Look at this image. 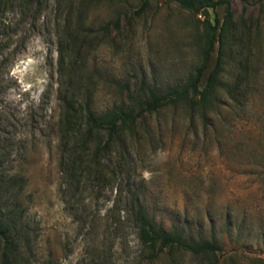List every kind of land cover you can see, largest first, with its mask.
I'll return each mask as SVG.
<instances>
[{"label":"rangeland","instance_id":"obj_1","mask_svg":"<svg viewBox=\"0 0 264 264\" xmlns=\"http://www.w3.org/2000/svg\"><path fill=\"white\" fill-rule=\"evenodd\" d=\"M72 1L66 32L54 0L38 14L13 7L0 16L8 26L0 27V174L24 179L18 200L30 245L23 264H208L205 254L181 248L149 259L123 218L128 185L164 228L218 244L220 264H264V0H231L223 86L206 119L161 110L139 128L130 181L119 176L79 194L59 171V36L80 31L66 53L68 67L77 66L62 82L66 88L73 78L101 112L142 83L158 91L186 81L201 61L203 16L161 1L139 15V0ZM216 13L222 17V8L209 9L212 20ZM237 76L243 94L232 99L227 90ZM117 200L120 210L110 212Z\"/></svg>","mask_w":264,"mask_h":264},{"label":"trees","instance_id":"obj_2","mask_svg":"<svg viewBox=\"0 0 264 264\" xmlns=\"http://www.w3.org/2000/svg\"><path fill=\"white\" fill-rule=\"evenodd\" d=\"M47 1L0 0V16L13 7H17L20 14L29 11L38 14ZM152 1L176 3L203 16L200 64L186 81L165 90L146 88L142 83L139 91L126 94V101L99 112L92 106L90 95H83L73 78L70 77L66 88L62 82L65 73L71 74L73 67L77 66L76 60L68 67L66 53L80 31H70L68 40L62 36L58 38L56 72L62 102L57 122L59 171L75 193H82L88 185L101 190L112 185L119 176H126L130 181L134 169L131 153L135 140L141 134L139 128L144 126L147 129L148 119L153 115L173 107L198 112L200 117L206 119L208 111L219 102L217 95L223 86L225 48L233 24L231 0H139L136 13L144 12ZM54 2L62 15L59 25L66 32L68 28H73L74 3L72 0ZM217 8H222L223 16L216 13L212 20L209 9L216 11ZM114 24L117 25V21ZM1 25L2 28L8 27L0 22ZM2 48L0 45V55ZM1 58L0 63H4L6 58ZM243 79L237 76L233 87L227 90L232 99L243 94ZM23 188V177L0 174V264H23L26 259L25 248L29 247L30 239L24 224L25 209L18 200ZM126 190L121 197V201H124L123 218L134 226L149 259L167 248H181L194 254H205L209 257L208 264H220L218 244L214 241H193L191 234H186L177 225L171 229L164 228L149 214L141 200L140 189L128 185ZM10 197L15 198L14 202L9 200ZM119 210L118 200L114 201L109 211L115 213Z\"/></svg>","mask_w":264,"mask_h":264}]
</instances>
